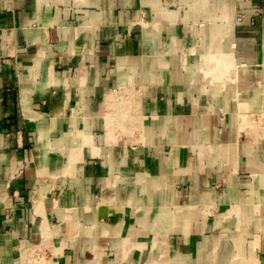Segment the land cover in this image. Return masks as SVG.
<instances>
[{"label": "crops", "instance_id": "1", "mask_svg": "<svg viewBox=\"0 0 264 264\" xmlns=\"http://www.w3.org/2000/svg\"><path fill=\"white\" fill-rule=\"evenodd\" d=\"M0 264H264V0H0Z\"/></svg>", "mask_w": 264, "mask_h": 264}]
</instances>
